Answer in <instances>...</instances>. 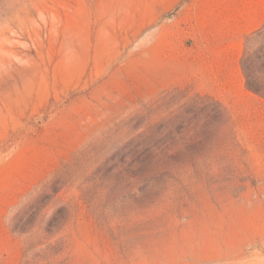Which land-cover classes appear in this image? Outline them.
Returning a JSON list of instances; mask_svg holds the SVG:
<instances>
[{
	"label": "rangeland",
	"instance_id": "rangeland-1",
	"mask_svg": "<svg viewBox=\"0 0 264 264\" xmlns=\"http://www.w3.org/2000/svg\"><path fill=\"white\" fill-rule=\"evenodd\" d=\"M262 48L264 0H0V264H264Z\"/></svg>",
	"mask_w": 264,
	"mask_h": 264
},
{
	"label": "trees",
	"instance_id": "trees-1",
	"mask_svg": "<svg viewBox=\"0 0 264 264\" xmlns=\"http://www.w3.org/2000/svg\"><path fill=\"white\" fill-rule=\"evenodd\" d=\"M242 67L247 80V88L257 95L264 96V49H259L255 57L243 61Z\"/></svg>",
	"mask_w": 264,
	"mask_h": 264
}]
</instances>
